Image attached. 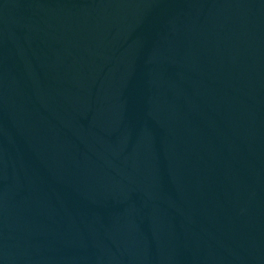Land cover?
Masks as SVG:
<instances>
[{
  "label": "water",
  "instance_id": "95a60500",
  "mask_svg": "<svg viewBox=\"0 0 264 264\" xmlns=\"http://www.w3.org/2000/svg\"><path fill=\"white\" fill-rule=\"evenodd\" d=\"M0 264H264V0H0Z\"/></svg>",
  "mask_w": 264,
  "mask_h": 264
}]
</instances>
